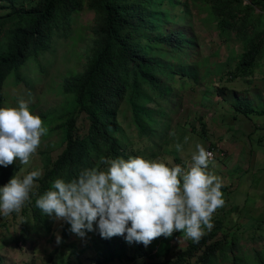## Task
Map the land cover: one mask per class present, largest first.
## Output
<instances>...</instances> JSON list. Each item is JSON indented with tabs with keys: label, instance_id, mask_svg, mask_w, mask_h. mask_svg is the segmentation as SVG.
<instances>
[{
	"label": "trees",
	"instance_id": "trees-1",
	"mask_svg": "<svg viewBox=\"0 0 264 264\" xmlns=\"http://www.w3.org/2000/svg\"><path fill=\"white\" fill-rule=\"evenodd\" d=\"M84 3L20 0L19 6L13 7L12 1L6 0L5 5L0 4V106L15 105L32 88L26 74L22 77L17 71L53 51L52 36L60 37L61 32L69 30L73 16L82 13ZM179 6L183 14L178 16L175 12ZM87 8L95 16V40L87 63L83 72L71 74L62 82V105L41 114L47 131L40 138L38 151L55 134L56 141L50 145L64 148L55 158L46 148L40 151L43 173L34 185L35 195L30 193L21 210L10 214L22 220L20 233L0 237V249L9 242H34L46 237L52 247L34 252L30 264H72L69 254L76 253L73 245L53 249V219L35 206L37 196L50 189L55 178L68 180L83 168L101 167L100 160L105 157L143 155L179 161L180 152L191 139L209 141L204 108L216 110L220 103L233 109L234 120L237 115L264 116V94L255 102L228 86L240 81L250 84L249 77L255 71L261 75V86L264 84V0H89ZM197 26L235 40L241 50H230L227 63L211 61L203 55L198 38L191 35ZM212 56L219 54L214 52ZM193 80L206 85L207 102L199 103L192 97L195 92L188 84ZM7 86L13 92H4ZM52 91L49 86L48 92ZM213 98L218 100L210 103ZM229 113L227 109L221 118ZM81 114L88 117L87 131L77 126ZM124 123L134 127L135 138ZM176 143L181 144L179 152ZM209 148L215 149V144ZM20 166L15 159L7 165L0 173V185L18 174ZM228 189L222 186L221 191L231 193ZM9 221L0 218V228L9 232ZM212 221L213 228L198 241L190 240L175 258L142 264H264V220L250 225L253 235L248 239L263 244L253 250L246 248L241 234L223 233L224 216L212 217ZM67 228L62 229L63 243ZM168 242L159 238L156 253L138 249L136 255L154 260L169 252ZM90 243L102 257L101 263L128 258L123 245L96 239ZM136 245L139 247L138 242ZM0 264H7L1 254Z\"/></svg>",
	"mask_w": 264,
	"mask_h": 264
},
{
	"label": "clouds",
	"instance_id": "clouds-1",
	"mask_svg": "<svg viewBox=\"0 0 264 264\" xmlns=\"http://www.w3.org/2000/svg\"><path fill=\"white\" fill-rule=\"evenodd\" d=\"M8 1H12L13 7L19 6L20 0ZM0 4L5 5L6 0L0 1ZM53 52L54 50L41 56L35 64H24L17 71L22 77L26 74L32 88L26 90L27 92L16 100L15 105L0 106V173L7 165L13 163L14 159L22 165L30 162V157L40 144L41 136L47 131L42 126L41 120L44 119L41 114L60 107L65 101L64 82L61 83L59 92L55 91L61 96L57 104L44 109L39 101L38 90L44 82L46 88L42 93H49L50 75L46 79L48 70L51 74L50 68L46 69L48 65L46 67L41 61L52 56L50 54ZM81 72L83 70H75L73 74ZM191 83L200 90L198 80ZM198 93L195 92L197 99ZM33 97H36L38 102L32 103ZM8 102L14 103L12 99ZM208 137L209 141H203L210 142L207 146H202V142L197 140L201 144L195 145L190 161L184 162L182 153L187 152L190 142L197 138L191 139L187 147L180 152L179 161L174 157L163 159L143 155H129L126 159L119 156L105 157L100 160L101 167L83 168L74 178L68 180L55 178L51 188L35 199V206L53 219L50 221L54 224L57 223L54 220L62 221L68 226L65 243L64 237L61 236L62 229L67 226H61L60 235L54 233L53 249L63 244L76 246V253L69 254L72 264H89L87 247L91 239L104 244L111 242L112 245H123L126 249V246H131L136 256L134 258L138 259L145 257L136 255L138 249L146 252L142 244L147 246L155 237L168 241L166 237L173 231H182L193 242L198 241L202 235L209 232L204 233L205 229L212 228V214L224 205L221 178L209 169L217 158L216 145L215 149H210L212 142L209 134ZM174 147L178 152L181 150L180 143H176ZM170 159H173V162H169ZM41 174L40 168L28 171L22 176L13 174L6 183L0 185V218L19 212L29 200L30 193L35 195L33 188ZM4 233L10 234L0 228V237ZM119 235H122L124 240ZM87 236L90 238L87 239ZM132 242H138L139 247ZM9 244L14 242L4 245L0 254L7 264H13L2 252ZM57 255H60V252ZM33 256L34 253L26 264L31 263Z\"/></svg>",
	"mask_w": 264,
	"mask_h": 264
},
{
	"label": "rangeland",
	"instance_id": "rangeland-1",
	"mask_svg": "<svg viewBox=\"0 0 264 264\" xmlns=\"http://www.w3.org/2000/svg\"><path fill=\"white\" fill-rule=\"evenodd\" d=\"M83 9L79 15H75L73 18V24L70 26L68 32H61V36L58 34L52 36L54 43V52L46 60L41 61V64L48 65L47 70L50 68L51 74L48 70L49 85L59 92L61 89V83L65 77L70 76L74 71H82L83 67L87 63L90 55V48L93 46L95 40L93 34L94 28V15L88 12L87 4L89 0H84ZM79 13V12H78ZM176 15L183 14V7L176 8ZM184 22L181 27L185 26ZM66 35V36H64ZM191 35L197 37L201 44V51L206 58H209L213 62L227 63L230 56V50H241L237 42L232 39H225L213 31L205 30L200 26H197L195 32H191ZM64 37V38H63ZM214 52H218L219 56H212ZM250 84L245 82L230 83L228 86L237 90L239 94H247L252 101H257L259 95L264 94V84L261 86V75L255 71L254 74L249 77ZM200 90L194 83L189 82V87L192 91L199 92V103L207 102L208 96L206 94V85L203 81L199 83ZM46 88V82L43 83L42 88L38 90L40 93L41 107L47 109L52 105L57 104L61 100V96L55 91L49 93H42ZM9 86L4 88V92H7ZM248 89L249 91H245ZM13 92L12 89H9ZM255 90V93L253 92ZM197 94V95H198ZM193 98L196 95L192 96ZM189 100H191L189 98ZM218 99H210V103H214ZM38 102L36 97L32 98V103ZM222 106H218L215 110L213 107L204 108L207 112V131L211 138V142L216 145L215 153L217 161L214 162L209 169L221 178L222 185L227 186L231 193L223 194L224 205L217 208L212 214V217L222 218L225 217L223 233L229 234H241L244 236L243 244L248 250L261 249L263 244L250 241V236L253 235L250 229L252 222H258L264 220V116L252 114L249 118L244 115H237V119H233V109L225 103H220ZM203 109V108H202ZM229 109L230 113L226 118H221L224 113ZM88 118V117H87ZM86 116L81 114L77 119V126L82 129H88L89 123ZM127 126V131L132 138L136 137V132L133 126L128 127L129 124L124 123ZM56 141V134L51 138L46 146L41 148L50 153L52 158H55L62 148L54 149L50 143ZM205 142V141H204ZM202 143V146H207L210 142ZM199 143L197 139L190 142L188 145V151L182 153V159L184 162L190 161L191 153L195 151V145ZM201 144V143H199ZM205 148V147H204ZM207 148V147H206ZM38 148L36 152L30 157V162L27 165H22L19 168L18 175L22 176L28 171L40 168L43 173L41 161L39 157ZM169 162H173L170 159ZM23 170V171H21ZM42 175V174H41ZM228 189V191H229ZM13 215L4 216L2 221L9 219V233L10 235H18L22 220L20 218L14 219ZM57 223L53 226V233H61V226H67L62 221L54 220ZM214 226V222L212 221ZM212 226V228H213ZM211 228V229H212ZM210 229V230H211ZM205 229L204 233L210 231ZM257 233L260 231L257 230ZM122 240L123 236L119 235ZM90 236H87L89 239ZM169 252L166 255H161L152 260L147 256L138 259L134 258L133 249L131 246H126L129 252L128 258L121 260L116 259L114 262L107 264H142V262H151L158 259L171 260L175 258L176 254L183 250L189 240L181 231H173L171 235L167 236ZM47 238L41 237L36 242L23 243L21 241L9 244L2 251L13 264H26L29 262L32 254L37 250H42L45 247H52V244H46ZM87 256H90L89 264H104L101 263L102 257H99L95 253L94 247L88 241ZM136 242H132L135 244ZM159 243L158 237H155L151 242L145 246L142 244L143 250L154 254L156 252L157 244ZM88 264V263H84Z\"/></svg>",
	"mask_w": 264,
	"mask_h": 264
}]
</instances>
